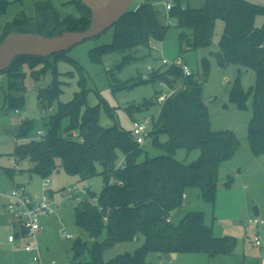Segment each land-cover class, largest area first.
<instances>
[{
  "label": "trees",
  "instance_id": "trees-1",
  "mask_svg": "<svg viewBox=\"0 0 264 264\" xmlns=\"http://www.w3.org/2000/svg\"><path fill=\"white\" fill-rule=\"evenodd\" d=\"M188 1L146 0L135 11L124 12L109 26L114 29L112 43L91 49L89 58L101 64L104 54L123 53L117 66L120 69L134 59L133 53L139 48L148 49L162 41L169 28L168 21L179 29L181 50L205 48L211 44L215 22L223 21L214 57L220 67L230 64L239 67L229 92L230 101L244 109L248 97H252L247 139L255 155L264 154V25L253 24L255 15L264 11L244 0H203L200 7L189 6ZM166 3L171 4L169 10ZM14 4L21 9L0 24V44L12 34L44 38L75 34L82 40H95L106 29L87 35L92 11L82 0L63 4L73 6L76 14L61 12L52 0H0V16H6ZM67 53L68 49L47 55L18 54L3 71L8 78L6 109H21L25 105L22 85L27 75L25 69L36 81L50 74L48 86L37 90V105L45 113L55 107V112L46 116L45 134L38 140L17 144L13 157L29 163V171L42 178L57 170L76 176L79 181L98 174L103 178L102 191L99 194L87 191L73 209L74 224L86 238L74 242L71 264H152L148 262L152 254L162 257L194 253L208 258L233 254L236 240L231 236H215L212 226L205 222L204 212L190 211L176 223L171 219L174 211L186 203L189 189H197L200 198L214 207L220 167L232 160L239 147L232 131L211 129L202 100L207 61H202L200 78L193 74L183 77L174 65H165L147 78L120 83L110 74L114 91L154 81L176 88L159 106L147 136L149 145L163 154L149 157L130 130H123L117 123L107 128L99 124L97 107L86 106L83 75L78 81L80 91L68 102L59 101L62 82L56 62L71 60ZM241 69H249L255 76L246 91L241 84ZM10 91L18 95L11 96ZM151 104L136 106L132 111L147 109ZM30 127L31 121L23 119L16 137H25ZM72 132L78 137H72ZM162 134L167 136L163 143L159 140ZM178 149L187 153L198 150V158L191 163L179 161L175 158ZM93 199L96 201L92 202ZM140 237L144 241L135 250L104 259L108 250Z\"/></svg>",
  "mask_w": 264,
  "mask_h": 264
},
{
  "label": "rangeland",
  "instance_id": "rangeland-1",
  "mask_svg": "<svg viewBox=\"0 0 264 264\" xmlns=\"http://www.w3.org/2000/svg\"><path fill=\"white\" fill-rule=\"evenodd\" d=\"M68 1L70 0H52L61 12L76 14L73 6H63ZM145 1L129 0L124 12L135 11L136 3ZM244 1L255 4L259 10L264 11V0ZM188 3L192 7H200L203 5V0H189ZM26 6L29 8L30 3L27 2ZM20 9L21 6L18 4L10 6L8 14L0 16V24ZM167 24L168 31L164 39L156 43L155 48H139L133 53L134 59L120 69H117V66L122 61L123 53L108 52L103 55L101 64L93 63L89 58L91 49L112 43L114 29L109 26L95 40H82V37L78 35L60 38L31 36L28 37L30 39L15 40L17 42L7 43V45L5 42L0 46V49L2 48L0 51V264H38L32 260L31 253L24 251V247L16 248L6 245L7 235L13 233L14 229L17 230L18 225L12 214L2 207L1 202L3 199L5 203L8 202V193L14 187H21L32 196L42 194L43 178L30 172V164L26 161H18L13 154L17 144L38 140L45 134L46 116L55 112V107L45 113L37 105V90L48 86L50 74L47 73L43 79L36 81L30 76L28 69H25L27 75L22 81L26 100L24 107L6 109L4 102L8 94V78L3 70L18 54L47 55L62 49H68L67 55L71 60L56 62V69L62 82L59 101L68 102L75 92L80 91L78 81L83 75V87L87 90L86 106L97 107L99 124L107 128L117 123L126 131L131 130L134 120L145 123L148 131H151L152 120L156 119L159 112L157 102L159 88L157 81H154L114 91L111 73L117 83L132 81L163 68L165 66L163 59H166L168 63L180 59L182 63L189 66L195 78H200L202 61H207L208 75L203 84L202 100L209 113L211 129L232 131L239 141V147L232 160L220 167L214 207L200 198L197 189H189L186 192V203L174 211L171 219L173 223H176L190 211H202L205 213L206 224L212 226L215 236H231L236 240L231 258L238 260L239 264L242 261L244 264H264V224L253 223L254 219L264 222V154L255 155L247 139L248 124L252 115V97H248L244 109H240L230 101L229 92L239 67L233 64L220 67L214 57V53L218 51L224 23L221 20L215 22L211 44L208 47L192 50L180 49L179 29L173 27L171 21ZM253 24L256 27L263 26L264 13L258 12L253 19ZM98 33L100 32L95 34ZM18 37L26 38L19 35L15 38ZM18 48L22 51L7 59L8 54L17 51ZM241 70V84L246 91L253 85L255 76L249 69ZM10 95L15 97L18 93L10 91ZM148 102L152 104L147 109L132 111V108ZM23 119L30 120L31 127L25 137L18 139L16 134ZM159 140L162 143L166 142L167 136L162 134ZM149 144L150 139L146 138L143 148L149 157L163 154L160 149ZM198 155V150L187 153L185 149H178L175 158L184 163H191L198 158ZM8 170L11 174H8ZM48 179L50 189L56 192L75 186L78 189L99 194L103 188V178L99 174L79 181L78 177L61 171L54 172ZM80 196L84 198L85 195L80 194ZM55 200L54 213L42 218L45 228L43 237L39 238L37 235L40 263L71 264L74 242L78 238L85 239L86 236L74 224L73 209L76 201L65 196L57 197ZM66 234H70L71 237L67 238ZM256 236L260 240V246L255 244ZM143 241V237H140L132 243L115 246L105 253L104 259L107 260L126 251L131 252ZM23 242L33 243V240L25 238ZM148 262L152 264H231L227 261H212L204 254L194 253L175 254L172 260L152 254Z\"/></svg>",
  "mask_w": 264,
  "mask_h": 264
},
{
  "label": "built area",
  "instance_id": "built-area-1",
  "mask_svg": "<svg viewBox=\"0 0 264 264\" xmlns=\"http://www.w3.org/2000/svg\"><path fill=\"white\" fill-rule=\"evenodd\" d=\"M138 7V6H137ZM166 10H169L171 7L170 3L165 4ZM152 48H155V44H151ZM165 65H174L177 66L182 73L183 77H189L193 74L192 70L185 63H182L180 59H177L173 63H168L166 59L162 61ZM158 104L161 106L169 96L175 93L176 88L170 87L165 82H158ZM131 136L135 140V142L141 146L145 143V140L150 131H148L145 123L134 120L132 122V128L130 130ZM71 136L74 138L78 137L76 132H72ZM80 194L87 195V191L85 189H78L77 187H67L63 190L52 191L50 189V181L48 177L43 178L42 180V194L39 196H32L27 193L21 187H14L8 193V202L5 204V208L9 211L17 225L20 228L18 232L19 237L27 238L33 240V243H26L24 246V250L28 253L32 254V260L40 263V254L39 247L37 241V235L44 228L42 223V218L48 217L54 213V204L55 199L57 197L65 196V198L72 199L74 201L79 202L83 199ZM96 199H93L92 202H95ZM262 220L254 219L253 223H262ZM17 236L15 234H11L8 236V241L13 242ZM67 238H70V234H66ZM35 242V243H34ZM255 244L260 245V240L256 236Z\"/></svg>",
  "mask_w": 264,
  "mask_h": 264
},
{
  "label": "crops",
  "instance_id": "crops-1",
  "mask_svg": "<svg viewBox=\"0 0 264 264\" xmlns=\"http://www.w3.org/2000/svg\"><path fill=\"white\" fill-rule=\"evenodd\" d=\"M83 1L86 3V5L87 4L89 5V7L92 11V23H91V27H90L89 31L87 32V35H93L97 32H101L103 29L110 26V24L113 21H115V19L124 12V10L126 9V7L128 5V2H129V0H96V1L95 0H83ZM136 4L138 6L139 4H141V2H138ZM18 35L22 36V37H26V38H20V37L15 38ZM67 35H75V34H66V35H63L60 37H64ZM31 36H37V35L12 34V35L8 36L4 40V42H2V44H0V46L4 45L5 42L7 45V43L11 44V43L17 42L15 40L30 39L28 37H31ZM39 37H41V36H39ZM60 37H56V38H60ZM1 49H0V51H1ZM16 50L17 51H12V53L8 54L7 59H10L12 57V55L22 51L19 48ZM1 203H2V207L4 209H6L5 208L6 203H5L4 199L2 200ZM263 224H264V222L260 225H263ZM19 231H20V228L18 226L17 230L14 229L13 233H9L7 235L6 245L11 246V247H16V248L17 247L23 248L25 246L26 243L23 242L25 240V238L17 236ZM44 232H45V228H43V230L40 232V234H38L39 238L43 237ZM11 234H15L17 236L13 242L8 241V236ZM260 245H261V243H260ZM231 257H232V254L231 255L215 256L213 258H208V259H210L212 261H222V262L227 261V262H230L231 264H239L238 260H236L235 258H231ZM172 258H173V255H170V260H172ZM241 264H244V261H242Z\"/></svg>",
  "mask_w": 264,
  "mask_h": 264
},
{
  "label": "water",
  "instance_id": "water-1",
  "mask_svg": "<svg viewBox=\"0 0 264 264\" xmlns=\"http://www.w3.org/2000/svg\"><path fill=\"white\" fill-rule=\"evenodd\" d=\"M144 78H147L146 76ZM57 173H59V170H57ZM164 258L167 260H170V255H164Z\"/></svg>",
  "mask_w": 264,
  "mask_h": 264
}]
</instances>
